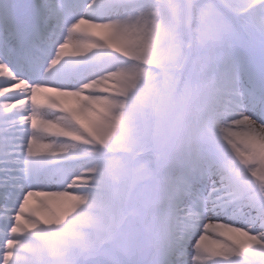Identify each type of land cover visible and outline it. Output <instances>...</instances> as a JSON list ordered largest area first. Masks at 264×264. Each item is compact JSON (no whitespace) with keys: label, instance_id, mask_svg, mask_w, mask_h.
Segmentation results:
<instances>
[{"label":"snow or ice","instance_id":"6c2138e0","mask_svg":"<svg viewBox=\"0 0 264 264\" xmlns=\"http://www.w3.org/2000/svg\"><path fill=\"white\" fill-rule=\"evenodd\" d=\"M0 264H264V0H0Z\"/></svg>","mask_w":264,"mask_h":264}]
</instances>
